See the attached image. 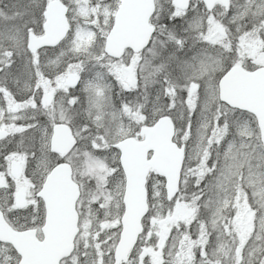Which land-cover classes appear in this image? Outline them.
Here are the masks:
<instances>
[{"label":"snow or ice","instance_id":"obj_1","mask_svg":"<svg viewBox=\"0 0 264 264\" xmlns=\"http://www.w3.org/2000/svg\"><path fill=\"white\" fill-rule=\"evenodd\" d=\"M20 18L14 31L0 37V88L13 101L4 108L0 91V172L7 179L11 164L21 161L31 172L33 191L38 192L58 171L77 163L74 157L91 159V153L83 151L89 142L95 145L97 138L110 137L111 129L102 116L109 103L107 76L123 82L115 70L119 61L105 53L103 43L81 38L87 27L83 0H29ZM179 39L177 48L186 40ZM54 49H59L56 67L45 74L42 66L51 63L47 53ZM149 51L153 57L160 56L155 41ZM90 61L106 71L92 73ZM233 63L225 49L206 46L196 48L191 57L181 58L173 51L158 66L175 86L201 101L199 127L208 144L217 145L211 164V152L205 149L195 170L190 169L197 185L206 182L182 205L187 210L186 223L198 218L200 203L210 209V218L199 221L195 236L185 232L178 246L169 248L167 254L161 250L159 264H264V111H237L240 106L229 88ZM25 75L28 87L22 88L20 79ZM10 84L17 86L15 93ZM191 107L196 108L195 102ZM241 126L247 129L246 138L237 144ZM222 142H226L223 153L219 151ZM209 224L217 237L212 247ZM253 237L245 256L244 245Z\"/></svg>","mask_w":264,"mask_h":264},{"label":"rangeland","instance_id":"obj_2","mask_svg":"<svg viewBox=\"0 0 264 264\" xmlns=\"http://www.w3.org/2000/svg\"><path fill=\"white\" fill-rule=\"evenodd\" d=\"M27 3L29 0H0V37L10 29L14 31V26L22 22L20 13ZM118 3L119 0H83L84 11L87 13L85 21L87 27L81 38L103 43ZM155 4L154 19L159 20L161 16L166 15L171 18L178 17L181 25L177 30L191 34L198 42L193 47L188 46L187 49L180 50L173 44L163 46L161 36L156 35L148 49L141 54L126 51L122 57L112 58L114 62L119 61L115 70L123 83L118 82L111 74L107 76L106 82L110 84L109 103L103 109L102 116L103 123L111 129V135L107 139L97 138L95 145L91 142L88 143L87 148L83 151L90 152L91 159L74 157L77 163L72 165L73 175L82 189L77 205L81 240H79L80 245L77 251L64 260L63 264H112L108 254L109 249H113L120 231L119 219L123 210L121 198L124 187L123 174L117 169L118 150L113 146V143L126 136H137L139 126L153 122L164 111L168 112L174 120L177 137L181 141L187 140L190 145L185 157L184 169H186L182 191L177 198L170 202V205L163 204L162 201L165 198L163 180L154 174L148 177V200L153 204V213L149 217L148 228L141 245L124 264H159V253L161 250L163 251L164 247L166 248L165 254H167L169 248L174 245L178 246L180 226L184 223L190 224V231L195 236L199 229V221L210 218V209L200 203L198 218L186 223L184 217L187 215V210L182 207L184 201L191 198V193L199 192L201 189L200 185L195 183L197 177L192 178L187 174V172H192L190 169L195 170L198 158L202 157L204 152L205 135L203 129L199 127L203 119L200 111L201 101L196 97H189L187 90L178 86L176 87L179 91H177L175 99V86L170 83V95L172 96L165 97L168 86L162 85L158 79L153 82L151 80V84L148 86L149 97L143 111L139 110L137 105L136 107L133 103L129 104L132 97L130 93L136 82L137 68L143 70L144 67L148 68L149 64L155 62L158 69L161 60L168 57L169 53L173 51L176 56L183 58L191 57L196 48L213 46L216 49H225L230 60H234V63L241 60V63H244L243 66L247 68L264 64V0H232L231 6L226 12L218 9L212 13L203 10L199 0H192L186 9L174 7L171 0H155ZM81 15L83 16V13ZM165 27L167 28L165 30H174L170 23L165 24ZM221 35L226 38L224 42ZM154 41L160 56L153 57L149 51L153 47ZM100 51V45H97L96 52ZM58 52L59 49H55L47 53L51 63L42 66L45 74L55 69ZM212 55H215L214 51ZM88 67L92 69V73L97 70L106 71L99 63L93 67L91 61ZM172 68L174 69L175 66L172 65ZM92 73H87V75ZM172 76H175V71ZM123 84H127L128 87L125 88ZM10 87L11 91L15 93L17 86L10 84ZM20 87H28L26 75L21 77ZM0 91H3L5 97L3 106L8 108L13 101L7 91L2 88ZM123 96H126L125 99L122 98ZM193 102L196 104L195 109L191 107ZM92 129V133L95 134V127ZM101 131L104 129L102 128ZM246 131L247 129L243 126L237 130V144L241 139L246 138ZM83 135L87 139L88 133L84 132ZM216 150L217 148L214 150L215 155ZM101 164L103 168L100 167ZM12 169L20 171L16 174ZM8 172L7 179L5 173L0 172V201L8 212L7 214L13 218L12 198L17 187L27 182L25 176L30 177L31 172L30 170L26 171L19 160H15L11 164ZM182 194L184 195L182 196ZM162 212L166 219L158 217L160 216L158 214H162ZM25 213L23 212V215ZM171 223L174 224L173 232L164 233L163 227L169 228ZM208 231L211 232L208 237L209 247H212L217 238L216 231L211 227V224L208 225ZM225 239L228 238L225 237ZM254 239L255 237L249 238L244 249L253 245ZM148 242L155 245V249L148 246ZM255 242L258 244L259 240L257 239ZM197 256H199V252H197ZM16 261L17 257L8 247L0 246V264H16Z\"/></svg>","mask_w":264,"mask_h":264},{"label":"water","instance_id":"obj_3","mask_svg":"<svg viewBox=\"0 0 264 264\" xmlns=\"http://www.w3.org/2000/svg\"><path fill=\"white\" fill-rule=\"evenodd\" d=\"M220 0H202L211 10ZM227 2L228 0H223ZM174 7L185 9L190 0H171ZM155 0H120L112 25L105 35L103 49L112 58H120L125 51L137 53L149 43L154 32L150 18ZM229 80L231 98L238 109L258 114L264 111V65L246 69L232 66ZM142 138L124 137L114 143L119 152V164L124 175L121 229L113 251L114 264L124 261L143 231L142 221L148 212L147 176L152 170L164 180L165 199L170 201L178 192L184 145L173 141L174 125L169 115L158 117L152 124L139 128ZM63 141H61V144ZM71 168L65 167L39 189L45 208L42 238L36 229L15 230L0 210V241L8 242L19 255L17 264H60L70 255L78 232L76 202L80 195ZM16 204L24 207L25 193L18 191ZM165 233L168 229H164Z\"/></svg>","mask_w":264,"mask_h":264},{"label":"flooded vegetation","instance_id":"obj_4","mask_svg":"<svg viewBox=\"0 0 264 264\" xmlns=\"http://www.w3.org/2000/svg\"><path fill=\"white\" fill-rule=\"evenodd\" d=\"M231 2H232V0H228L227 2H224L223 0H220V1H218L215 4L214 9L211 12H208V13H212L213 11L218 10V9H222L224 12H226V10L229 9V7L231 6ZM156 33H157V30H154V33L151 36L150 42L148 44V47L151 45L152 41L155 39ZM222 40L224 42L226 40V38L224 36H222ZM148 47H146L145 49H143L142 51H140L137 54H141L146 49H148ZM235 64H237V63H235ZM237 111L238 112H241L243 110L238 109ZM243 112H246V111H243ZM173 123H174V128H175V132H174L173 139H174V141L178 145H182L183 144L184 147H185L183 165H182V170H181L182 176H181V180H180V188H179V191H180L182 189L181 185H182V180H183V174H185V169H186V168L184 169L185 157H186L187 149H189V146L190 145L187 142V140L181 141V139L177 137V135H176V126H175L174 120H173ZM209 133H208V135H209ZM229 139H230V137H229ZM225 146H226V142H222L220 144L219 151L221 153L224 152ZM216 148H217L216 143L213 142L211 145H209L208 142H207V139L205 137L204 150L205 149H208L211 152V159H209V161H208L209 164H211L212 159H215L216 158V155L214 154V152H215L214 150ZM12 171L17 174V173H19L20 170L19 169H12ZM187 174L190 177H192V178H196V176L193 174V171L192 172H187ZM30 177H31V174H30ZM30 177L29 176H25L27 182L24 183L22 186H18L17 187V190L15 192V194L18 191H23L25 193V202H26L25 206L24 207H19L16 204V202H15V195H14V197L12 198V202H11L12 203L13 212H14L13 218L10 217V214L9 215L7 214L8 212L6 211L4 205H3V203L1 201H0V210H1V212L3 214V217L5 218V220L15 230L36 229V236L38 238H41L42 237V234H41L40 228H41L42 224L44 223L45 208H44L43 201H40L39 200V196L37 195V192L36 191H33L34 184H33V181H32V179ZM205 182L206 181H202L199 184L201 188L204 187V183ZM178 195L179 194H177L175 198H177ZM23 212H26L25 215H23ZM117 239H118V237H117ZM79 240H81V236H80L79 231H78V233H77V235H76V237L74 239V250L72 251L71 255L74 254L77 251V249H78V247L80 245L79 244ZM139 245H141V244L138 241L136 243V245L134 246L133 250L135 251L139 247ZM0 246H6L8 248L10 247L11 248L10 251L13 252V254H15V256L17 257V260H18L17 253L14 251V249L9 244L3 243L2 241H0ZM114 247H115V245H114ZM114 247H113V249L112 248L109 249V254H108V256H110V258L112 260V264H114V260H113ZM246 250L249 251V247H247V248L244 249L245 256H247V254H248V251H246ZM132 253L129 256H131ZM129 256L124 261L120 262L119 264H124L128 260ZM69 257L63 259L61 261V264H63L64 260L68 259Z\"/></svg>","mask_w":264,"mask_h":264},{"label":"trees","instance_id":"obj_5","mask_svg":"<svg viewBox=\"0 0 264 264\" xmlns=\"http://www.w3.org/2000/svg\"><path fill=\"white\" fill-rule=\"evenodd\" d=\"M152 23L155 25V30H157L156 35L161 36L163 41H169L168 44H173L174 46H177L180 43V39L179 38H186V40L183 41V47H179L180 50L182 49H187L188 46H194L196 45L195 43H197L198 41L196 40V38H193L191 34L188 33H183L182 30H177V28H179V26L181 25V22L179 20L178 17H169L168 15L166 16H161L159 20L152 18ZM171 24V28L174 30H165L167 29L165 27V24ZM163 28V30H162ZM169 28V29H171ZM187 51V50H186ZM237 63L239 64H244L241 63V60H238ZM152 65V68H151ZM156 63L152 62V64H149L148 68H143V70H141V68H137L136 70V82L134 85V88L131 90V98H130V103H133L134 106H138L139 110L143 111L145 103L149 97V84H151V80L152 82L155 79H158L162 85H167L168 87L166 88L167 91V95L165 97H171L172 95H170V84L174 85V82L171 79H168L165 77V74L163 71H158L157 67L155 66ZM170 83V84H169ZM175 95L174 98L176 99L177 97V91H179L177 89V87L175 86ZM126 96H123L122 98L125 99ZM136 106V107H137ZM165 112V111H164ZM86 133H88L87 131H85ZM91 132H93V129H91ZM117 169L119 171H121L119 164L117 162ZM151 174H153V172H151ZM150 174V175H151ZM182 191V190H181ZM163 204H169L170 202L166 201L165 199H163ZM153 213V204L149 202V210L147 213L146 218L143 221V233L141 234L140 238H139V242L141 244L142 239L145 236V231L148 228V222H149V217L152 215ZM160 216H158L160 219H166L165 214L162 212V214H158ZM156 224L157 221H156ZM169 229V234L173 232L174 230V224L171 223ZM191 225H186L185 223L180 226L179 229V235L180 237L183 235V233L185 232H191ZM163 231H164V227H163ZM192 234H194L193 232H191ZM148 246H151L152 248L155 249V245H151V243H147ZM165 247L163 248V252L165 253Z\"/></svg>","mask_w":264,"mask_h":264}]
</instances>
